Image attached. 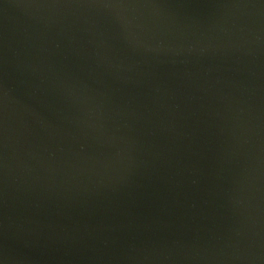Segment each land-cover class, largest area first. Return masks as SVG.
<instances>
[{"label": "water", "instance_id": "water-1", "mask_svg": "<svg viewBox=\"0 0 264 264\" xmlns=\"http://www.w3.org/2000/svg\"><path fill=\"white\" fill-rule=\"evenodd\" d=\"M0 264H264V0H0Z\"/></svg>", "mask_w": 264, "mask_h": 264}]
</instances>
